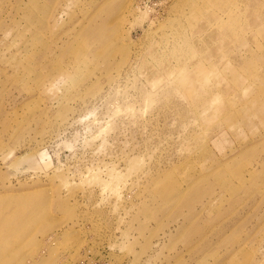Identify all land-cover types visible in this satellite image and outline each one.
Masks as SVG:
<instances>
[{"label": "rangeland", "instance_id": "374dc122", "mask_svg": "<svg viewBox=\"0 0 264 264\" xmlns=\"http://www.w3.org/2000/svg\"><path fill=\"white\" fill-rule=\"evenodd\" d=\"M0 264H264V0H0Z\"/></svg>", "mask_w": 264, "mask_h": 264}, {"label": "bare ground", "instance_id": "6f19581e", "mask_svg": "<svg viewBox=\"0 0 264 264\" xmlns=\"http://www.w3.org/2000/svg\"><path fill=\"white\" fill-rule=\"evenodd\" d=\"M168 9V8H167ZM144 13H145V11H144ZM146 14V13H145Z\"/></svg>", "mask_w": 264, "mask_h": 264}]
</instances>
